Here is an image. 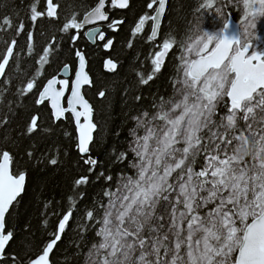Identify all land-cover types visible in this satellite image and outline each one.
<instances>
[{"label": "snow or ice", "instance_id": "snow-or-ice-1", "mask_svg": "<svg viewBox=\"0 0 264 264\" xmlns=\"http://www.w3.org/2000/svg\"><path fill=\"white\" fill-rule=\"evenodd\" d=\"M38 3L31 4L26 19L14 22L6 15L0 24V30L15 31L0 53V96L11 91L13 66L18 68L23 59L21 39L38 65L14 85L15 100L8 103L13 117L18 108L29 115L13 141L16 153L0 149V264H53L51 256L69 231L77 264L81 256L82 264H264V39L257 28L264 0H228L239 10L231 36L226 35L231 14L225 15L217 0H198L193 12L200 14V23L179 43L170 89L153 90L178 42L169 34L142 59L136 52L138 88L131 105L130 89H124L122 105L128 110L104 159L98 149H103L107 132L101 133L83 89L95 86L88 69L96 49L102 47L109 57L103 59L104 70L118 71L111 58L115 36L104 28L119 32L126 19L115 18L111 10L129 9L130 0H92L94 6L82 16L73 12L63 22L54 0H47L46 12L38 10ZM166 3L147 0L148 11L135 22L132 36L144 33L151 22L147 40L157 41ZM205 14H213L212 32L204 30ZM44 17L49 27L60 26L58 35L37 51L35 33L41 29L44 35L38 23ZM127 46L134 48L131 40ZM57 62L62 66L42 83L46 66ZM107 92L99 90L98 96L107 99ZM42 114L54 125L74 123V129L56 126L64 129L77 154L72 164L77 174L61 199L41 193L46 239L21 257L8 251L15 232L7 217L16 212L29 178L16 156L33 170H47L69 155L55 141L39 151L52 131L42 123ZM10 122L5 114L0 128ZM90 188L95 190L91 197ZM30 228L29 222L23 230Z\"/></svg>", "mask_w": 264, "mask_h": 264}, {"label": "trees", "instance_id": "trees-1", "mask_svg": "<svg viewBox=\"0 0 264 264\" xmlns=\"http://www.w3.org/2000/svg\"><path fill=\"white\" fill-rule=\"evenodd\" d=\"M37 0H0V24L4 16H10L15 22L18 18H27L30 13V6L36 3ZM198 0H168L167 11L163 19L161 33L162 42L164 38H167L170 34L178 43L174 45V50L170 52L168 64L164 69V74L155 83L153 90L159 88L163 89L168 86V78L174 75V64L178 63L175 59L176 53L179 49V43H181L184 35L189 33L193 25L197 22L196 13L193 9L196 7ZM54 3L60 5L58 11L60 12L61 22L70 17L73 12L83 14L89 7L93 6L92 0H54ZM147 0H130V8L124 12H117L116 15L124 17L126 19L125 25H122L118 33H114L111 36H115L114 47L111 50V58L118 62V71L116 73H104L101 71V59L108 57L100 49H96L95 54L92 57L89 72L92 79L95 81V86L88 90V100L94 105L95 115L94 119L98 122L101 133L107 132L106 142L103 149H98L100 152V159H104V151L113 144L114 132L121 125L125 119L124 112L127 111V107L122 105V96L125 88H129L128 104L131 105V96L133 90L138 88V79L134 69H137L140 65V61L133 63L136 52L141 53V59L147 56L153 47L145 43H142V38H133L129 36V29L136 18L145 11ZM38 10H44L43 0H39ZM18 14V15H17ZM231 15L235 18L234 13ZM30 23V21H29ZM38 23L43 24L42 31L44 35H41V29H38L35 33V43L37 51L50 41L53 35H58L59 24H55L49 27L47 18H41ZM6 28V26H5ZM15 37L14 29L0 30V53L5 48V42H10ZM131 40L134 44V48H128V41ZM21 46L25 49L20 52V56L23 58L17 68L13 66V72L11 75L14 77L13 85H9L11 91L4 93L0 96V118L5 114L10 117V124L7 128H0V149H7L12 153H16L15 145L13 141L18 139V133L23 127L29 112L23 108L16 109L17 115L12 116L8 112L9 101L15 100L12 93L15 91V84L21 83L26 79L25 73L31 75L34 72V68L38 65L34 64V57H29L26 53V40H20ZM91 53L92 48H88ZM148 64V61H146ZM59 65H53L52 67L46 66L44 77L54 73ZM150 66V65H149ZM41 77V81L43 80ZM3 79V78H2ZM43 82V81H42ZM107 88V99L97 98L98 91ZM144 95H148V91L145 88ZM24 103L29 108H34L31 100H25ZM145 104L148 103L146 100ZM111 106V107H109ZM14 107V105H13ZM42 107V106H41ZM49 112V111H48ZM32 114H35L33 111ZM42 123L45 126L51 127L52 131L49 133L51 139L45 140L40 144L39 151L53 145L55 141L58 145L62 146V150H67L69 155L65 158L61 156V163L59 166H49L47 170H33L31 163H25L21 160L20 155L16 156V159L20 162L19 167L21 169L27 168L29 172V178L27 183V191L23 194V199L16 205V212L12 216L7 217L8 228L14 230L15 240L12 242L9 252H16L21 257L25 256V253L31 255L38 245L46 239L44 235L42 218L40 213L42 211V198L59 200L61 197L66 196L70 190L71 182L74 176L77 174V170L72 167V164L76 158V153L69 146L70 142L63 136V128H59L56 125H64L65 128H72V125H67L65 122H56V125L52 123L49 115L42 114ZM126 132L121 133V138ZM5 137L10 139L5 140ZM27 145V141L24 142ZM95 155V153H94ZM95 190L89 189L88 195L91 197L94 195ZM31 228L28 232L23 230L26 223H29ZM34 233V235H32ZM73 233L69 231L63 238L62 242L58 245L57 249L51 256L53 264H77L76 260L71 257L74 251V246L70 245L69 241L72 238ZM31 249V251L29 250ZM67 249V251H65ZM83 257L79 258L80 264H82Z\"/></svg>", "mask_w": 264, "mask_h": 264}, {"label": "flooded vegetation", "instance_id": "flooded-vegetation-1", "mask_svg": "<svg viewBox=\"0 0 264 264\" xmlns=\"http://www.w3.org/2000/svg\"><path fill=\"white\" fill-rule=\"evenodd\" d=\"M43 2H44V11L46 12V4H45V0H43ZM94 6V5H93ZM125 10H127V9H124V10H118V9H113V10H111V15L112 16H114L115 18H120L121 17V15H119V16H117L116 15V13L117 12H119V13H121V12H124ZM148 11V10H147ZM166 11H167V8H166ZM231 14V12L230 11H225V15H227V14ZM166 14V13H165ZM83 14H81V16H82ZM140 15H142V13L140 14ZM139 15V16H140ZM139 16L136 18V20L133 22V24L130 26V29H129V36L130 37H132V39L133 38H135V39H137V38H142L141 39V41H142V43H145V44H147L148 45V47L149 46H151V47H153V49H155V47H156V44H157V42H159V43H162V38H161V36L160 35H162V33L160 32V34H158V37H157V41H148L147 40V35H149L150 34V23L151 22H149L147 25H146V28H145V32L144 33H142V34H137V36L136 37H133L132 36V34H131V29L134 27V24H135V22L138 20V18H139ZM46 18V17H45ZM164 19V18H163ZM235 19V18H234ZM104 30L109 34V35H113L114 33H112L109 29H107L106 28V26H105V28H104ZM81 43H86V41H81ZM89 48H92V46L90 45L89 46ZM100 49V51L101 52H103L104 53V50H103V48L101 47V48H99ZM152 49V50H153ZM152 50H150V51H152ZM149 51V52H150ZM148 55V54H147ZM106 58H109V57H103L102 59H101V71L102 72H104V70H103V59H106ZM148 65H150V61H148ZM62 66V65H61ZM57 70V69H56ZM89 71V70H88ZM56 72V71H55ZM54 72V73H55ZM54 73H52L51 75H49V76H46V78H51V76L54 74ZM104 73H106V72H104ZM91 76V75H90ZM43 78V77H42ZM46 78L44 77L43 78V82L42 83H46ZM92 78V77H91ZM2 80V79H1ZM89 89H91L90 87H87V88H84V90L83 91H86V99H88V95H87V93H88V90ZM97 98H100L99 96H97ZM65 103H66V101H65ZM48 111H49V113H50V109H48ZM69 115V114H68ZM70 116V115H69ZM60 122H64V121H60ZM72 125V128L74 129V126H73V123L71 124Z\"/></svg>", "mask_w": 264, "mask_h": 264}, {"label": "rangeland", "instance_id": "rangeland-1", "mask_svg": "<svg viewBox=\"0 0 264 264\" xmlns=\"http://www.w3.org/2000/svg\"><path fill=\"white\" fill-rule=\"evenodd\" d=\"M217 3H218V5H220L222 7V10L224 11V13H225V11H230V12L234 13L235 18L238 20V18H239V10L236 9L233 5L228 4V0H217ZM225 4H227L228 6L227 7H223V5H225ZM213 14H214V12H213ZM213 14H205L204 15V20H203L204 25H203V27H204L205 31L212 32L214 30L213 29ZM199 15H200L199 13H196L197 22L193 26H195V25L200 23V21L197 18ZM257 28H258V35L261 37V39H264V18H262L260 20L259 24L257 25ZM188 34L184 35V38ZM184 38L182 39L181 42H183ZM178 54H179V49H178V51L176 53V56Z\"/></svg>", "mask_w": 264, "mask_h": 264}, {"label": "water", "instance_id": "water-1", "mask_svg": "<svg viewBox=\"0 0 264 264\" xmlns=\"http://www.w3.org/2000/svg\"><path fill=\"white\" fill-rule=\"evenodd\" d=\"M167 3H168V0H167ZM167 3H166V8H167ZM45 4H46V6H47V0H45ZM118 10H124V9H118ZM234 25H235V20L233 19V21H232V27H231V30L228 32V33H226V35H229V36H231V35H233L234 34V31H235V29H234ZM103 70H104V68H103ZM104 72H106L105 70H104ZM106 73H108V72H106ZM109 74H112V73H109ZM2 78H0V80H1ZM87 87H89V86H84V88H87ZM84 90V89H83ZM70 115V114H69ZM73 126H74V123H73Z\"/></svg>", "mask_w": 264, "mask_h": 264}]
</instances>
